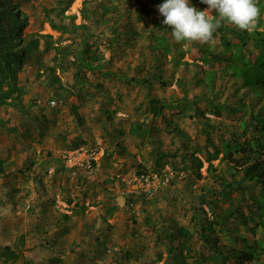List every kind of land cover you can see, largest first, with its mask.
Instances as JSON below:
<instances>
[{
	"label": "rangeland",
	"instance_id": "374dc122",
	"mask_svg": "<svg viewBox=\"0 0 264 264\" xmlns=\"http://www.w3.org/2000/svg\"><path fill=\"white\" fill-rule=\"evenodd\" d=\"M163 2L0 0L25 48L2 58L0 264H239L264 245V183L228 158L253 138L264 161V92L239 75L264 0L256 31L210 44L175 42Z\"/></svg>",
	"mask_w": 264,
	"mask_h": 264
},
{
	"label": "clouds",
	"instance_id": "9594fccd",
	"mask_svg": "<svg viewBox=\"0 0 264 264\" xmlns=\"http://www.w3.org/2000/svg\"><path fill=\"white\" fill-rule=\"evenodd\" d=\"M206 4L203 11L189 0H164L158 5L162 24L171 28L175 42L210 44L214 33L222 24L235 26L252 34L257 30L261 10L256 0H200ZM216 14L213 15L212 13Z\"/></svg>",
	"mask_w": 264,
	"mask_h": 264
},
{
	"label": "trees",
	"instance_id": "16d2710c",
	"mask_svg": "<svg viewBox=\"0 0 264 264\" xmlns=\"http://www.w3.org/2000/svg\"><path fill=\"white\" fill-rule=\"evenodd\" d=\"M2 6L9 9V6L2 3ZM10 10V9H9ZM3 12L0 13V16ZM11 20L8 24H4L2 19H0V78L2 77L1 72L2 68V58L6 59L5 64H9L11 62L17 63L18 55L24 51L25 48L20 49L18 44V29L16 24L18 25L19 16L17 14L12 13V11L7 15ZM11 24V25H10ZM262 58L264 57V49L262 51ZM261 58V60H262ZM242 60H245V65L242 67L240 74L244 78V84L251 87V89L260 94L264 92V59L259 61L258 63L254 64L249 58L242 57ZM230 61L234 63L235 59L232 57ZM12 67V66H11ZM1 87V85H0ZM11 92H0V100L1 102L6 101L7 98L11 97ZM166 107V104L159 99L152 100V110L154 112V117H159ZM257 119H261L260 116H257ZM263 123L264 127V119L260 121ZM261 134L259 135L264 136V131L261 130ZM259 138V137H257ZM253 140V138H252ZM248 139L245 143H238L237 150H240L242 153V157L240 160H236L233 158L234 155H228V158L233 159L240 163V169H245V175L249 179H256L257 181L264 183V161L259 159L255 153L258 152V148H253V141ZM261 147H264V137L260 142ZM249 154V155H248ZM243 159V160H242ZM257 204L260 208L261 216L263 217L261 225L264 226V194L262 198L257 199ZM255 232L257 229H253ZM189 233V232H188ZM262 258H264V245L261 243H254L250 245L247 249L239 251V264H247V263H254L258 264Z\"/></svg>",
	"mask_w": 264,
	"mask_h": 264
},
{
	"label": "built area",
	"instance_id": "2783aa9c",
	"mask_svg": "<svg viewBox=\"0 0 264 264\" xmlns=\"http://www.w3.org/2000/svg\"><path fill=\"white\" fill-rule=\"evenodd\" d=\"M53 103H55V101H54V100H53ZM69 159H70V160H72V158H71V157H69ZM146 180H148V177L146 178ZM150 188H151V187H147V189H148L149 191H150Z\"/></svg>",
	"mask_w": 264,
	"mask_h": 264
}]
</instances>
